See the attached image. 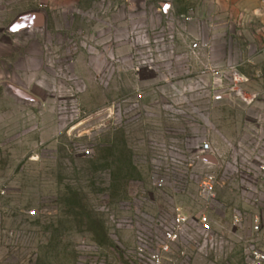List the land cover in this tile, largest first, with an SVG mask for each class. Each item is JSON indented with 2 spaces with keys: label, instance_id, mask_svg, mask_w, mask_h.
I'll use <instances>...</instances> for the list:
<instances>
[{
  "label": "rangeland",
  "instance_id": "obj_1",
  "mask_svg": "<svg viewBox=\"0 0 264 264\" xmlns=\"http://www.w3.org/2000/svg\"><path fill=\"white\" fill-rule=\"evenodd\" d=\"M184 3L0 0V264L148 263L179 210L165 264L264 249V6Z\"/></svg>",
  "mask_w": 264,
  "mask_h": 264
},
{
  "label": "crops",
  "instance_id": "obj_2",
  "mask_svg": "<svg viewBox=\"0 0 264 264\" xmlns=\"http://www.w3.org/2000/svg\"><path fill=\"white\" fill-rule=\"evenodd\" d=\"M183 7L179 12H185L187 6H193L196 10L194 27L200 22L205 27L207 34L227 35V30L236 29L240 24L252 26L249 20L243 18L245 12H251L255 7L264 6V0H184ZM164 7V3L162 4ZM165 9L167 7H164ZM258 23L264 25V18ZM264 30V29H263ZM229 35V34H228ZM226 52V47L224 48ZM216 54V53H215ZM213 54L214 59L224 64L227 58L223 52L221 57ZM225 54V55H224ZM215 55V56H214ZM220 60V61H219Z\"/></svg>",
  "mask_w": 264,
  "mask_h": 264
},
{
  "label": "built area",
  "instance_id": "obj_3",
  "mask_svg": "<svg viewBox=\"0 0 264 264\" xmlns=\"http://www.w3.org/2000/svg\"><path fill=\"white\" fill-rule=\"evenodd\" d=\"M204 149L210 151L209 144H205ZM220 183L218 176L215 173L208 174L201 186V195L206 201H211L216 195V191ZM33 214L35 211L32 212ZM190 220V216L182 211L176 214L173 227L166 233L165 241L160 246L159 250L152 252L149 255V262L143 264H165L167 254L170 253L172 244L177 242L181 235L185 232V227ZM201 223L206 228L210 227L209 220L206 216L201 218ZM258 228V226H257ZM250 264H264V249H253L250 252Z\"/></svg>",
  "mask_w": 264,
  "mask_h": 264
},
{
  "label": "water",
  "instance_id": "obj_4",
  "mask_svg": "<svg viewBox=\"0 0 264 264\" xmlns=\"http://www.w3.org/2000/svg\"><path fill=\"white\" fill-rule=\"evenodd\" d=\"M168 6V4L167 3H164V7H167Z\"/></svg>",
  "mask_w": 264,
  "mask_h": 264
}]
</instances>
